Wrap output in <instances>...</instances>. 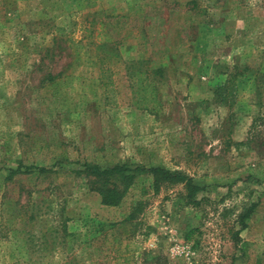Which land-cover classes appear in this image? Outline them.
I'll return each mask as SVG.
<instances>
[{"label":"rangeland","instance_id":"rangeland-1","mask_svg":"<svg viewBox=\"0 0 264 264\" xmlns=\"http://www.w3.org/2000/svg\"><path fill=\"white\" fill-rule=\"evenodd\" d=\"M186 1L0 0V264H264V0ZM50 24L77 53L50 65L52 83L37 65ZM109 37L163 69L152 101L134 99L122 65L100 71L92 41ZM81 161L160 165L201 189L187 204L181 185L153 192L140 175L105 206L70 171ZM47 202L80 234L69 252L37 251Z\"/></svg>","mask_w":264,"mask_h":264},{"label":"trees","instance_id":"trees-1","mask_svg":"<svg viewBox=\"0 0 264 264\" xmlns=\"http://www.w3.org/2000/svg\"><path fill=\"white\" fill-rule=\"evenodd\" d=\"M189 9L195 10L196 0H188ZM120 18L121 16H117ZM93 21L89 22L92 25ZM64 26L58 24H50L45 30L47 35H49V40L45 43L39 42L37 47L38 53V66L49 65L45 70L42 81L54 82L56 78L63 76V71L59 69L58 71L51 73L50 65L54 64L55 60L63 56L66 62L64 67L68 68L75 64L77 53L74 52L72 48L73 42L70 37L66 36L64 31ZM81 29L88 31L89 35L93 30L91 26H82ZM110 38V41L104 40L100 42L92 41L94 60L97 63L100 71H103L101 67L104 65L115 66L122 65L125 71L126 77L129 79L127 87L132 89L134 94V99L137 102L147 103L152 101L155 95L154 85L157 82V78L161 77L163 74V69L160 66L147 69L146 58L142 53L137 54L133 58L122 59L120 57V48L122 46L121 42L116 38ZM79 40V39H78ZM77 40V41H78ZM68 41V42H66ZM76 41V42H77ZM66 42V44H65ZM110 86H112V80H107ZM105 85V84H104ZM145 107V104H143ZM77 166L70 171L76 176H81L85 178L88 187L97 193L99 203L105 206H117L121 198L125 194L126 190L137 177L140 175H147L150 177V187L153 192H156L159 187L165 185H181L184 191V198L187 204H196L194 200V195L201 188L197 184L192 182L191 177L184 174L179 170H170L160 165L143 166L138 163H133L129 161H117L109 164L100 165L95 162L81 161L76 162ZM38 174L50 172L51 168L36 167L34 168ZM19 168L9 170L6 178L9 179L13 174L17 173ZM42 210L41 206L36 208L34 215L41 217L47 215L49 212L52 219H54V224L45 226L44 230L38 233V245L37 251L39 255L46 256L50 249L47 248V241L50 243H55L61 248L63 252H69L72 250V246L79 243V233H74L68 231L66 228L67 217L64 215L63 205L54 208L50 203H46ZM251 207H248L242 215H240V220L242 222L243 218L247 217ZM32 214H29L30 217ZM135 211L132 208L127 214L126 219H133ZM108 239L113 244L118 245L122 239L108 233L104 232L102 235V240ZM117 248V246H116ZM43 251V252H42ZM62 254V253H61ZM63 257V255H62ZM73 255L68 257L64 256L61 264L71 263ZM52 260H47L42 264H52ZM9 264H21L16 261L10 262Z\"/></svg>","mask_w":264,"mask_h":264}]
</instances>
